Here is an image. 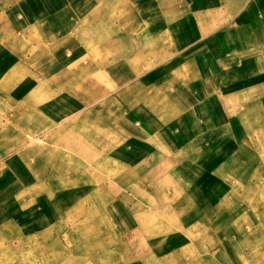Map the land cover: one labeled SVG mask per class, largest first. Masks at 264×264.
Instances as JSON below:
<instances>
[{"label": "crops", "instance_id": "crops-1", "mask_svg": "<svg viewBox=\"0 0 264 264\" xmlns=\"http://www.w3.org/2000/svg\"><path fill=\"white\" fill-rule=\"evenodd\" d=\"M86 196L105 264H264V0H0V264Z\"/></svg>", "mask_w": 264, "mask_h": 264}, {"label": "rangeland", "instance_id": "rangeland-1", "mask_svg": "<svg viewBox=\"0 0 264 264\" xmlns=\"http://www.w3.org/2000/svg\"><path fill=\"white\" fill-rule=\"evenodd\" d=\"M121 188H123V187L115 184L114 189H113V193H115V194L121 193L122 192ZM89 193H91V192H88V194ZM86 197H87L86 198L87 201L82 203V205L84 206L83 209L87 210V215H88L87 221H88L89 226L86 227V232L79 233L77 231L78 233L77 232L73 233V228H72L71 233H67L68 235L65 234V235L61 236V235H58L59 233L57 235H55V236H59V237L61 236V240H62V242H64L65 248H64V250H62L63 252H61L59 250H51L47 256H49V258H56L57 257V263L59 262V264L65 263V261L68 258H73L71 260L70 264H89V262L85 259L89 258L90 256L92 258H94V264L95 263L105 264L106 263V250L104 247L106 246L108 241H110V239L113 240V242H114L113 251L115 253L117 252L119 254L121 252V250L118 249L117 247L118 246L120 247V242L122 241V235L120 233L119 234L107 233L108 232L107 228H109V220L106 217H104L105 216V206L110 204L113 207L114 204L111 202H108V203L99 202V201L93 202L90 200V196H86ZM92 210H95L98 213V218L96 219L97 224L94 223V221H95L94 217L95 216H93L92 218L90 217V214L93 213ZM110 222H112L111 219H110ZM78 230H80V229L78 228ZM129 236H133V235L130 233ZM178 236L182 237L184 240H187V236L185 234L179 233ZM94 241L98 242L99 247L97 248V250L90 249V247H89L90 243L94 242ZM75 242L77 244H81L83 246V248L80 250L79 249H73L72 245ZM87 242H89V243H87ZM100 246L103 248H101ZM82 250H84V251H82ZM36 255L34 257L40 260L41 259L40 255H38V254H36ZM43 264H56V263L53 261H50V263L45 262Z\"/></svg>", "mask_w": 264, "mask_h": 264}, {"label": "bare ground", "instance_id": "bare-ground-1", "mask_svg": "<svg viewBox=\"0 0 264 264\" xmlns=\"http://www.w3.org/2000/svg\"><path fill=\"white\" fill-rule=\"evenodd\" d=\"M97 236H98V235H97ZM92 238H93V237H92ZM94 239H95V238H94ZM89 242H90V241H89ZM89 242H87V243H89ZM87 243H86V244H87ZM84 246H85V245H84ZM79 250H80V249H79ZM82 251H84V250H82ZM19 264H21V263H19Z\"/></svg>", "mask_w": 264, "mask_h": 264}]
</instances>
